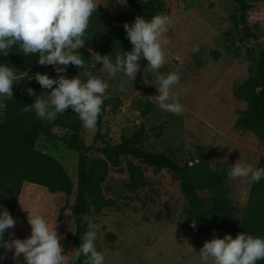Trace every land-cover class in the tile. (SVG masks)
I'll return each mask as SVG.
<instances>
[{"label": "rangeland", "instance_id": "374dc122", "mask_svg": "<svg viewBox=\"0 0 264 264\" xmlns=\"http://www.w3.org/2000/svg\"><path fill=\"white\" fill-rule=\"evenodd\" d=\"M96 2L112 14L130 8L127 0ZM165 6L164 14L169 16L171 24L165 34L168 43L163 46L166 63L162 69L153 72L147 67V60L141 58V70L121 92L117 86L127 80L123 73L109 80L101 64L92 67V60L88 61L89 70L104 79L109 88L95 131L89 132L81 125L79 133L84 142L96 147L112 145L120 141L122 134L130 135L144 125L142 147L171 154L182 164L195 156L198 146H203L212 149L210 166L214 170L229 171L239 159L257 167L264 155V144L252 131L235 126L238 111L247 105L234 96V90L256 72L259 52L254 40L245 37V25H250L264 49V1L253 4L245 23L239 19L240 9L235 0H165ZM82 48L94 54L86 46ZM181 62L180 83L173 92L184 106V113L174 115L159 108L155 84L159 75L175 71ZM53 68L32 64L22 69L41 73ZM17 84H13V98ZM5 99L9 98L0 97V105ZM146 103L152 107L147 112ZM4 121L5 116L0 112V123ZM35 148L57 159L75 178L76 153L42 135ZM147 176L148 185L131 192L126 188V171L110 170L104 192L120 203L121 208L104 207L99 213L90 211L89 216L98 225L96 248L104 254L105 264H203L199 250L206 240L217 236L187 228L186 200L178 180L169 171L148 168ZM251 184L250 179L227 177L225 180L229 195L240 210L247 203ZM73 205V194L51 192L44 186L24 182L13 214L16 225L9 229L6 240L13 238V234L19 239L30 236L25 209H35L50 224H56L68 264H78L74 259ZM240 220L241 213L219 238L226 234L235 238ZM2 256L0 264L24 263L23 256L14 260L12 252L5 249Z\"/></svg>", "mask_w": 264, "mask_h": 264}, {"label": "trees", "instance_id": "16d2710c", "mask_svg": "<svg viewBox=\"0 0 264 264\" xmlns=\"http://www.w3.org/2000/svg\"><path fill=\"white\" fill-rule=\"evenodd\" d=\"M240 9V21L245 23L249 10L256 2L264 0H235ZM130 8L112 14L103 6L97 7L91 18L89 35L95 33L86 47L101 55H111L114 61L118 51H131L132 44L127 38L124 23H133L134 18L142 15L145 19L166 10L165 0H127ZM80 53L86 62L94 54L81 48ZM0 63H7L21 76L17 84L16 96L5 99L0 112L5 121L0 123V212L7 209L13 217L18 197L24 182L46 187L51 192H63L74 195L73 213L75 216L74 244L78 248L81 237L87 231V225L81 223V216L90 215V211L99 213L104 207L120 209L115 199L108 198L104 192V183L110 170H124L128 175L126 188L134 192L148 185L147 169L169 171L179 183L187 207V228L199 234H211L221 237L232 222L241 213L236 235L247 232L253 236L264 237V179L252 182L249 197L243 210L233 202L225 185L227 170H214L210 166L212 149L198 146L191 160L180 163L173 155L147 150L142 147L145 127L141 125L130 135L122 134L120 141L102 147L87 145L79 133L82 122L68 109L54 122L42 121L35 111L25 112L35 96H30L31 88L38 96L42 89L35 80L33 71H23L25 65H37L38 56L25 57L18 48L11 49L7 57L0 54ZM100 65L97 64L96 67ZM80 69L69 65L66 75L71 78ZM94 74L95 72L91 70ZM24 73L27 75L24 77ZM51 78L57 77L55 68L41 72ZM28 77H32L31 80ZM87 77L84 78L86 80ZM234 96L246 103V108L238 111L235 126L250 130L264 144V50L258 53L256 72L249 75L234 90ZM146 111L152 107L145 104ZM103 108V106H102ZM44 136L50 142H60L68 150L77 154V170L72 178L62 164L49 154L35 148L37 139ZM97 156L92 159V156ZM258 168H264V155ZM196 222V228L191 224ZM9 231V230H8ZM8 232L5 234V240ZM3 248H0L2 256ZM78 261V264H81ZM24 264V263H23ZM264 264V261L258 262Z\"/></svg>", "mask_w": 264, "mask_h": 264}, {"label": "clouds", "instance_id": "9594fccd", "mask_svg": "<svg viewBox=\"0 0 264 264\" xmlns=\"http://www.w3.org/2000/svg\"><path fill=\"white\" fill-rule=\"evenodd\" d=\"M97 7L96 0H0V54L7 57L11 49L18 48L23 56H38L41 66H55L57 72L56 78L46 73L35 74L41 88L50 91L37 96L28 88V95L35 96V100L25 106V112L34 110L40 120L54 122L71 109L85 130L95 131L109 84L89 70L88 62L79 50L95 36V33L90 36L88 29ZM170 24L169 16L164 13L155 14L151 19L136 16L131 25L127 22L123 25L133 46L131 51L116 52L114 61L111 55L95 52L92 67L101 64L109 80L123 73L127 80H122L117 87L119 91H125V86L132 83L141 70V58L147 60V67L153 72L165 66L163 46L168 43L165 34ZM69 65L82 71L69 78L64 75ZM181 69L182 62L175 71L159 75L155 84L159 108L174 115L184 113V106L173 92L180 83ZM18 73L7 63H0V97L13 99V84L21 81ZM26 75L24 73L23 79ZM81 76L87 79L82 80ZM227 176L231 180L250 179L258 183L264 179V168L239 159ZM25 210L31 234L24 239L15 238L13 234V238L5 240V234L15 227L16 220L7 209L0 212V248L12 252L14 260L23 256L24 264H68L69 258L64 253L56 224H50L38 210ZM81 223L87 225V231L81 237L74 259L81 261L83 257L81 264H105V256L97 250L95 243L98 225L84 214ZM191 227L196 228L195 221ZM198 255L203 264L209 261L211 264H258L264 261V237L247 232L238 233L235 238L229 234L223 238L214 237L204 242Z\"/></svg>", "mask_w": 264, "mask_h": 264}, {"label": "water", "instance_id": "95a60500", "mask_svg": "<svg viewBox=\"0 0 264 264\" xmlns=\"http://www.w3.org/2000/svg\"><path fill=\"white\" fill-rule=\"evenodd\" d=\"M243 31H244V35L246 38H251L254 40V46L255 48L258 50V52H262L264 49L263 47L260 45V40L258 39L257 35L251 30L250 25H245L243 27Z\"/></svg>", "mask_w": 264, "mask_h": 264}]
</instances>
